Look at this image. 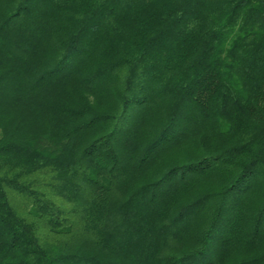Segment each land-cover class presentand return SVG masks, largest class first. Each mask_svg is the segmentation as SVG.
Returning a JSON list of instances; mask_svg holds the SVG:
<instances>
[{"label": "trees", "instance_id": "1", "mask_svg": "<svg viewBox=\"0 0 264 264\" xmlns=\"http://www.w3.org/2000/svg\"><path fill=\"white\" fill-rule=\"evenodd\" d=\"M0 264H264V0H0Z\"/></svg>", "mask_w": 264, "mask_h": 264}]
</instances>
